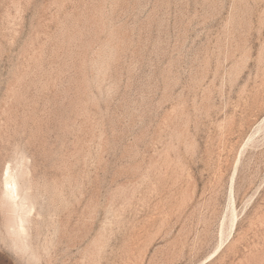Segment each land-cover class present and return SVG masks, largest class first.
<instances>
[{"label": "rangeland", "instance_id": "rangeland-1", "mask_svg": "<svg viewBox=\"0 0 264 264\" xmlns=\"http://www.w3.org/2000/svg\"><path fill=\"white\" fill-rule=\"evenodd\" d=\"M0 264H264V0H0Z\"/></svg>", "mask_w": 264, "mask_h": 264}, {"label": "bare ground", "instance_id": "bare-ground-1", "mask_svg": "<svg viewBox=\"0 0 264 264\" xmlns=\"http://www.w3.org/2000/svg\"><path fill=\"white\" fill-rule=\"evenodd\" d=\"M5 190H6V192H7L11 197H13L14 194L17 195V193H15V192H16L15 182H14L13 180H11V179H8V180L6 181V183H5ZM20 206H21V205H20ZM19 222H20V220H19ZM234 224H235V219L233 220L232 228H233ZM220 247H222V246L217 247V248L212 252V254L210 255V257L213 256V255H215V253L219 250Z\"/></svg>", "mask_w": 264, "mask_h": 264}]
</instances>
